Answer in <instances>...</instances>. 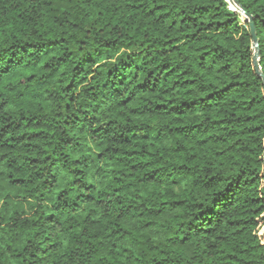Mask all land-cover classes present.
Masks as SVG:
<instances>
[{"label": "trees", "instance_id": "obj_1", "mask_svg": "<svg viewBox=\"0 0 264 264\" xmlns=\"http://www.w3.org/2000/svg\"><path fill=\"white\" fill-rule=\"evenodd\" d=\"M236 1L264 75V0ZM0 264H264L237 6L0 0Z\"/></svg>", "mask_w": 264, "mask_h": 264}, {"label": "water", "instance_id": "obj_2", "mask_svg": "<svg viewBox=\"0 0 264 264\" xmlns=\"http://www.w3.org/2000/svg\"><path fill=\"white\" fill-rule=\"evenodd\" d=\"M230 1L241 10V12L245 15V17L247 18V20L250 24V32H251V36H252V46H253V50H254V65H255V69H256L258 75H260L264 81V75L262 73V70H261V67L259 64V54H260L259 41L257 38L255 26L253 23V18L251 15L246 13V11L242 8L241 5L238 4V2L236 0H230Z\"/></svg>", "mask_w": 264, "mask_h": 264}]
</instances>
